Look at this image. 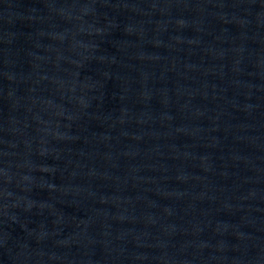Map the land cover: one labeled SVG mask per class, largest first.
Masks as SVG:
<instances>
[{"label": "water", "instance_id": "1", "mask_svg": "<svg viewBox=\"0 0 264 264\" xmlns=\"http://www.w3.org/2000/svg\"><path fill=\"white\" fill-rule=\"evenodd\" d=\"M0 264H264V0H0Z\"/></svg>", "mask_w": 264, "mask_h": 264}]
</instances>
